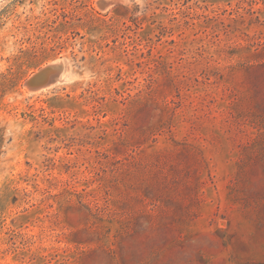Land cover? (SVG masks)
Returning <instances> with one entry per match:
<instances>
[{
  "label": "rangeland",
  "instance_id": "1",
  "mask_svg": "<svg viewBox=\"0 0 264 264\" xmlns=\"http://www.w3.org/2000/svg\"><path fill=\"white\" fill-rule=\"evenodd\" d=\"M100 2L0 0V264H264V0Z\"/></svg>",
  "mask_w": 264,
  "mask_h": 264
},
{
  "label": "water",
  "instance_id": "2",
  "mask_svg": "<svg viewBox=\"0 0 264 264\" xmlns=\"http://www.w3.org/2000/svg\"><path fill=\"white\" fill-rule=\"evenodd\" d=\"M110 0H101L100 3L107 4ZM62 68V61H54L43 68L39 69L27 81L26 85L29 89L40 88L52 81H55Z\"/></svg>",
  "mask_w": 264,
  "mask_h": 264
},
{
  "label": "bare ground",
  "instance_id": "3",
  "mask_svg": "<svg viewBox=\"0 0 264 264\" xmlns=\"http://www.w3.org/2000/svg\"><path fill=\"white\" fill-rule=\"evenodd\" d=\"M58 61V60H57ZM60 61H62V68H61V70H60V72H59V74H61V72L62 71H64V70H66V63H65V61L63 60V59H61ZM59 74H58V76H57V78L55 79V81H57L60 77H59ZM61 79V78H60ZM64 80V79H63ZM55 81H52V82H50V83H48V84H46V85H44V86H46L47 87V85L48 86H50L52 83H54ZM59 81V80H58ZM61 81H62V79H61ZM43 87V86H42ZM38 89V88H37ZM37 91V90H36Z\"/></svg>",
  "mask_w": 264,
  "mask_h": 264
}]
</instances>
